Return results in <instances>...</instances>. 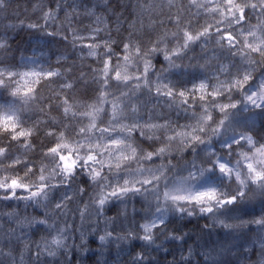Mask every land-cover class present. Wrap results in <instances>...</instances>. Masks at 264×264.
Instances as JSON below:
<instances>
[{
    "label": "clouds",
    "instance_id": "1",
    "mask_svg": "<svg viewBox=\"0 0 264 264\" xmlns=\"http://www.w3.org/2000/svg\"><path fill=\"white\" fill-rule=\"evenodd\" d=\"M239 2L242 7L247 6L248 16L237 22L238 14L230 21L233 13L223 11L228 7L227 0H208L210 6H221L217 15L206 9L197 12L190 0H177L171 7L158 2L147 11L139 0H111L112 18L118 12L122 21H134L137 29L141 19L144 23V28L134 36L140 52L131 66L132 74L141 77L136 91L142 103L139 111L127 109L120 121L127 145L121 150L127 152L128 158L121 159V167H116L119 153L113 149L111 167L108 153L100 155L98 161L86 162L85 146L76 156L78 162L73 172L65 175L58 159L46 160L41 155L45 151L41 144L29 162L47 165L43 180L26 168L0 165V181L18 177L34 187L47 183L46 198L21 199L9 196V188H0V221L4 222L0 227V264H21V253L23 264H76L77 260L79 264H264V226L257 222L264 218V179H250L247 161L241 157L244 152L264 146V103L259 99L260 86L264 85V44L260 43L258 31V27H264V0ZM253 3L256 7H251ZM47 12L45 5L33 21L44 27L45 21L39 17ZM48 24L51 25L50 18ZM205 28H210L215 38L193 41L185 49L183 31L198 33ZM217 29L222 31L217 33ZM225 32H230L234 40L223 39ZM252 32L256 33L255 39L249 35ZM114 35L120 46V41L128 37V23ZM27 37L23 33L9 37L12 55L8 59L17 73L27 70L25 57L34 51V44L46 45L50 57L64 50L61 43L46 40L40 32L29 31ZM233 43L235 47L230 46ZM248 43L253 48L260 46L251 52L245 47ZM214 53L216 58L210 59ZM169 59L174 60L176 67L169 66ZM145 61L150 64L147 72ZM17 79L18 76L14 77L9 86H15ZM201 83L205 85L204 91L195 93L187 104L182 103L193 95L191 89ZM170 89L174 93L171 97L167 95ZM181 90L185 97L178 95ZM254 92L255 104L247 99ZM224 105L228 107L223 108ZM153 124L158 125L155 131L145 130ZM249 136L256 141L251 149L246 143ZM149 152L153 154L151 158ZM221 163L225 165L223 171L218 166ZM257 170L264 172V164L257 165ZM237 173L247 182L240 183ZM181 180L187 187L176 195L214 189L217 201L207 205L213 211L202 212L205 205L166 197ZM124 181L135 183L140 191L129 192L123 200L108 195L117 186H123ZM17 193L28 196L19 189ZM101 196L106 199L102 211L97 204ZM229 197L235 199L219 203ZM58 202L63 206L58 208ZM124 205L129 209L127 215H118ZM9 207L18 209L21 216H46L55 230L41 224L17 225L15 218L2 214ZM181 208L185 211H179ZM159 209L167 214L151 241L136 237L121 241L113 237L109 243L99 238L106 229L115 228L118 233L138 231L140 224L159 215ZM81 210L87 213L83 219ZM113 216L116 219L109 222L108 217ZM219 220L231 227L225 228ZM9 226L16 231L9 232ZM57 231L64 237L65 247L61 251L66 255L29 258L25 243L31 242L29 247L34 248L38 246L36 241L44 236L51 239ZM141 253L147 257L142 262L136 258Z\"/></svg>",
    "mask_w": 264,
    "mask_h": 264
},
{
    "label": "snow or ice",
    "instance_id": "2",
    "mask_svg": "<svg viewBox=\"0 0 264 264\" xmlns=\"http://www.w3.org/2000/svg\"><path fill=\"white\" fill-rule=\"evenodd\" d=\"M144 10H151L158 2H166L170 7L175 5L177 0H139ZM191 6L199 12L206 9L208 13L217 15L221 13V6L216 3L210 6L208 0H190ZM228 7L223 11L233 13L229 20L239 16V21H243L248 16L247 6L242 7L239 0H227ZM47 5L48 12L39 17L45 21L44 27H41L38 21L25 23L20 20L18 24L9 22L0 28V165H7L8 168L23 167L28 169L29 173L39 175L43 180L42 173L47 167L46 164L36 166L29 162V157L37 152V148L43 144L45 151L41 153L46 160L58 159L61 162L65 175H70L77 165L76 156L84 151L87 146L86 162L98 161L100 155L108 153V166H113L112 150L116 149L119 155L116 157V167H121L119 161L127 159V152L122 151L125 145L124 125L120 123L123 114L127 109L136 112L139 111L141 101L137 98V89L141 86L139 75H133L131 66L136 62V56L140 49L134 43L135 33L144 28L141 19L139 29L134 21H122L119 13H115L112 18L111 0H31V7L28 9L32 14L41 12V9ZM11 7L9 0H0V11L7 13ZM251 7H256L253 3ZM264 11V7L261 8ZM62 15V19L60 14ZM51 19V25L48 19ZM85 21H88L85 23ZM170 19V23H171ZM180 21L177 20V23ZM124 23H128V37L120 41L117 46L114 34L120 32ZM191 23V21H189ZM24 26L31 30V33L40 32L48 41L61 43L63 51L56 53L55 59L49 56V48L40 44L32 45L34 51L25 57L26 71L17 73L11 67V56L9 33L16 28ZM222 29H217V33ZM260 33V43L264 44V27H258ZM254 39L256 33H249ZM215 37L210 28L193 33L190 30H184L182 33L183 46L185 49L196 40L205 42L213 40ZM223 39L232 41L234 37L230 32H225ZM235 47L233 43L230 45ZM252 47L251 43L245 45L251 52L258 50ZM248 55V53H244ZM214 53L210 59H215ZM252 61H249L251 63ZM169 66L176 67L174 60L169 59ZM150 67L148 61H145V72ZM15 86L10 87L13 83ZM247 79V77H245ZM133 80L136 81L133 84ZM262 91L259 94L261 103H264V85L260 86ZM124 89H127L125 92ZM205 85L201 83L198 87L191 89L193 95L186 97L182 103L187 104L193 98L195 93L202 92ZM119 92L117 96L115 93ZM168 96L174 93L170 89ZM178 95L185 97V92L181 90ZM254 92L248 96L249 102L255 104ZM11 97V99H9ZM224 105L223 108H227ZM223 110V109H221ZM107 118V119H106ZM117 128L120 131H117ZM158 128V125H149L146 131L152 132ZM195 139V137H193ZM108 143L105 144L104 141ZM239 143V141L237 142ZM250 147L255 146L256 141L249 136L246 140ZM99 150V155H98ZM135 155V150H132ZM148 157L153 155L149 152ZM242 159L246 160L245 167L248 169L250 179L259 181L264 179V172L257 170V165L264 164V146L255 148L254 151L241 154ZM220 170L225 169L223 163L218 165ZM99 175V173H97ZM237 178L240 179L237 173ZM7 182L0 181V188H9V196L17 195L21 199L46 198V181L39 186H30L28 183L21 182L18 177L10 180L4 178ZM246 180L240 179V183H246ZM143 183L147 184L148 181ZM186 183L181 180L177 187L171 193H166V197L173 201H186L188 203H197L205 205L201 208L202 212H212L213 209L207 205L217 201V193L214 189L197 191L191 195H176L186 189ZM28 193V196H21L17 193ZM140 189L135 183L124 181L123 186H117L114 191L108 195L112 198L126 199L129 192H138ZM241 195H243L241 193ZM65 198L70 197L65 194ZM235 197H229L227 200H220L219 203H231ZM106 199L101 196L97 201L98 210L102 211ZM58 208L63 204L58 202ZM129 209L127 205L121 207L118 215H127ZM183 212L185 209H179ZM159 215L153 216L138 226L137 230H128L116 232L105 230V233L99 238L111 243L110 238L126 241L133 237L141 238L147 241L152 240L153 234L163 225L166 210L159 209ZM9 219L15 218L17 225L31 226L32 224L47 225L49 229L55 230L46 216H21L19 210L9 207L2 213ZM83 219L87 213L81 210ZM116 219L115 216L108 217L109 222ZM258 223L264 226V218H258ZM225 228L231 227L230 224L219 220ZM4 222L0 221V227ZM16 229L9 226V232H15ZM50 235V233H49ZM173 235H176L173 233ZM11 239V237H8ZM81 240L83 237L80 238ZM29 243L24 244L28 247L29 258L35 257H56L64 256L65 252L61 249L65 247V241L62 234L57 231L56 236L48 238L44 236L36 241L38 246L29 247ZM80 247V245H78ZM139 261L147 259L142 253L136 257ZM75 259V258H74ZM21 264H23V253L20 255ZM10 264H15L11 261ZM45 264H48L45 261ZM79 264V261H76Z\"/></svg>",
    "mask_w": 264,
    "mask_h": 264
},
{
    "label": "trees",
    "instance_id": "3",
    "mask_svg": "<svg viewBox=\"0 0 264 264\" xmlns=\"http://www.w3.org/2000/svg\"><path fill=\"white\" fill-rule=\"evenodd\" d=\"M11 7L8 9L7 13L0 11V28L7 25L9 22L13 24H18L20 20H24L25 23L35 20V14H32L28 9L31 7V0H9ZM63 14L61 13V16ZM31 17V19H29ZM88 21H85L87 23ZM31 30L24 28H16L15 31L10 32V36H17L19 33H23L25 39ZM37 36L39 34H36ZM55 59V56H52Z\"/></svg>",
    "mask_w": 264,
    "mask_h": 264
}]
</instances>
